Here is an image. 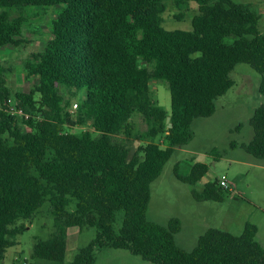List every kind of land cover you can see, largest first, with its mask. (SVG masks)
I'll use <instances>...</instances> for the list:
<instances>
[{
	"label": "trees",
	"instance_id": "1",
	"mask_svg": "<svg viewBox=\"0 0 264 264\" xmlns=\"http://www.w3.org/2000/svg\"><path fill=\"white\" fill-rule=\"evenodd\" d=\"M190 1L198 11L191 31H166L160 25L164 0H0V47L28 43L15 35L28 23L30 8L56 7L44 51L22 64L25 79L37 82L14 94L29 119L16 124L0 108V263L26 230L17 222L31 221L47 202L54 231L34 243L38 260L64 264L66 230L95 228V238L67 264H94L101 249L126 250L151 264H264L257 228L249 222L238 236L208 229L184 251L175 243L178 219L164 226L147 219L151 184L175 150L191 141L193 120L213 115L217 98L234 85L230 73L237 64L260 76L264 96V33L252 5L175 0ZM144 58L151 72L140 64ZM152 78L167 83L170 112L151 100ZM58 86L82 94L77 121L65 112ZM11 95L0 69V105ZM133 114L145 130L134 131ZM88 122L92 130L66 131ZM249 125L253 135L242 148L264 160V103ZM119 133L140 143L133 154L112 142ZM158 137L161 145L154 143ZM176 171L180 182L194 187L208 167L194 163L185 176ZM191 194L196 201L223 202L229 191L214 180ZM118 212L123 218L115 231Z\"/></svg>",
	"mask_w": 264,
	"mask_h": 264
},
{
	"label": "rangeland",
	"instance_id": "2",
	"mask_svg": "<svg viewBox=\"0 0 264 264\" xmlns=\"http://www.w3.org/2000/svg\"><path fill=\"white\" fill-rule=\"evenodd\" d=\"M235 3H248L261 14L259 30L264 33V2L260 0H233ZM164 11L160 14L161 27L166 31H191L192 18L198 13L194 2L178 5L175 0H164ZM11 11V15H16ZM24 23L16 37L28 41L18 48L0 53V68L11 98L15 92H27L37 82L35 78L25 79L22 64L33 54H42L52 31L51 20L56 17V7L43 9L30 8ZM150 59L140 60L149 72L152 71ZM234 85L227 93L215 101V112L207 118L193 120L191 129L193 137L185 146L175 150L164 165L160 176L150 186V201L147 219L157 224L166 225L171 218L183 224L180 233L175 235L176 245L190 251L196 245L197 236L214 228L227 231L233 235L242 233L244 224L249 222L256 226V241L264 248V160L255 159L245 152L242 145L247 144L253 135L249 119L254 110L264 103V96L259 93L260 76L246 64H237L230 73ZM153 102L170 112L171 97L165 81L151 79L148 85ZM64 102H80L82 94L70 88L58 86ZM77 121V117H71ZM134 131L146 129L145 122L139 114L130 118ZM170 123V121H169ZM171 124V123H170ZM172 127V125H171ZM67 132L79 133L92 130L87 125L66 126ZM113 143L133 154L140 143L123 133L111 136ZM154 143L162 144V137ZM203 163L208 167L204 180L194 187L180 182L177 173L185 176L191 162ZM190 165V166H188ZM225 176L230 187L223 202L196 201L191 190L200 191L205 182ZM75 208V201L69 211ZM123 212L116 213L115 231H118ZM17 226H26V230L17 236V245L9 248L0 264H58L52 261L38 260L32 257L33 245L37 240H46L53 233V217L46 202L36 212L31 221L20 220ZM95 228H68L66 230V253L64 264L69 263L77 251L85 247L96 236ZM94 264H151L133 256L126 250L101 249L96 253Z\"/></svg>",
	"mask_w": 264,
	"mask_h": 264
},
{
	"label": "built area",
	"instance_id": "3",
	"mask_svg": "<svg viewBox=\"0 0 264 264\" xmlns=\"http://www.w3.org/2000/svg\"><path fill=\"white\" fill-rule=\"evenodd\" d=\"M78 102L70 103L65 112L70 116H76L78 110ZM0 108L4 110L9 116H11L16 124H19L21 121L28 120L29 115L25 113L22 108L20 107V102L18 99L9 98L5 100L1 105ZM217 181V186L221 189L230 191V187L228 185L227 178L225 176H221L219 179H215ZM214 181V180H213Z\"/></svg>",
	"mask_w": 264,
	"mask_h": 264
},
{
	"label": "crops",
	"instance_id": "4",
	"mask_svg": "<svg viewBox=\"0 0 264 264\" xmlns=\"http://www.w3.org/2000/svg\"><path fill=\"white\" fill-rule=\"evenodd\" d=\"M260 1H261V2H264V0H260ZM256 12H257V11H256ZM257 13H258V12H257ZM258 14H259V16H260V18H261V14H260V13H258ZM259 20H260V19H259ZM258 24H259V23H258ZM258 29H259V26H258ZM259 32H260V30H259ZM260 33H262V32H260ZM15 38H16V39H21V38L16 37V35H15ZM9 47H13V46H9V45H7V46L0 47V53H2V52H6V51L10 50ZM19 47H20V46H19ZM13 48H15V47H13ZM17 48H18V47H17ZM0 69H1V68H0ZM1 70H2V69H1ZM2 71H3V70H2ZM24 78H25V76H24ZM6 83H7V82H6ZM8 88H9V87H8ZM29 90H30V89H29ZM19 92H22V91H19ZM27 92H28V91H27ZM15 93H16V92H15ZM15 93H14V94H15ZM194 163H198V162H194V161H192L190 165L192 166ZM190 165H188V166H190ZM206 174H207V173H206ZM206 174H205V176H206ZM205 176H204V177H205ZM204 177H203L201 180H204ZM205 183H207V182H205ZM205 183H204V184H205ZM204 184H203V185H204ZM154 223H155V222H154ZM156 224H157V223H156ZM159 225H163V226H164V224H159ZM182 228H183V224L180 222V231L182 230ZM180 231H179L178 233H180ZM206 231H207V230H206ZM206 231H205V232H206ZM205 232H204V233H205ZM201 235H202V234H201ZM201 235H199V236H201ZM199 236H197V239H198ZM197 239H196V240H197ZM196 242H197V241H196ZM175 243H176V239H175ZM258 243H259V242H258ZM259 244H260V243H259ZM177 246H178V245H177ZM195 246H196V245H195ZM261 246H262V245H261ZM178 247H179V246H178ZM262 247H263V246H262ZM180 249H181V248H180ZM182 250H183V249H182ZM184 251H185V250H184ZM190 251H191V250H190Z\"/></svg>",
	"mask_w": 264,
	"mask_h": 264
},
{
	"label": "water",
	"instance_id": "5",
	"mask_svg": "<svg viewBox=\"0 0 264 264\" xmlns=\"http://www.w3.org/2000/svg\"><path fill=\"white\" fill-rule=\"evenodd\" d=\"M169 121H170V117L168 116V117L166 118V123H167V127H168V128H171V124L169 123Z\"/></svg>",
	"mask_w": 264,
	"mask_h": 264
}]
</instances>
